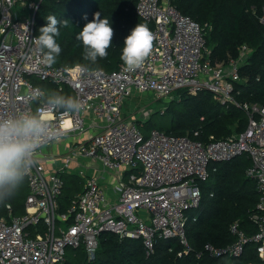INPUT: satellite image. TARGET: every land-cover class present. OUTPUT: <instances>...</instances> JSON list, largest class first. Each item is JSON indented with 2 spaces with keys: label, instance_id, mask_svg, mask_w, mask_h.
<instances>
[{
  "label": "built area",
  "instance_id": "1",
  "mask_svg": "<svg viewBox=\"0 0 264 264\" xmlns=\"http://www.w3.org/2000/svg\"><path fill=\"white\" fill-rule=\"evenodd\" d=\"M38 4L39 0H0V117L40 111L55 132L37 148L34 164L25 174V211L13 214L7 203L6 215L0 216V264H57L64 259L67 246L81 245L92 260L102 232L140 239L146 255L154 251L159 239L177 237L184 245L182 252L187 253L191 247L184 233L185 211L199 205L198 182L209 177L211 162L243 154L250 159L245 173L255 180L259 193L251 214L256 231L248 235L233 221L229 225L232 242L220 246L206 242L202 250L211 257H239L251 241L260 259L242 264H264V105L238 101L233 92L247 46H240L236 58L212 64L205 58L206 24L182 14L169 0H137L135 11L153 35L152 47L137 67L130 69L125 63L112 70L48 65L33 39ZM258 20L264 24V1ZM32 77L48 80L58 89L67 85L80 100V109H54L43 97L34 99L30 95L34 89L47 92ZM179 88L189 93L207 89L221 103L242 107L247 116L245 128L223 138L209 135L206 141L156 127L145 135L134 112L122 110L133 91L166 97ZM149 112L143 110L141 118ZM83 133L87 136L67 146L57 167H46L45 145L60 136ZM81 157L96 159L103 169L116 173L112 186L117 196L109 201L99 178L87 175L66 212L58 213L62 173ZM68 216L71 220L65 226L58 223ZM39 222L44 223V230L31 235L28 226Z\"/></svg>",
  "mask_w": 264,
  "mask_h": 264
},
{
  "label": "trees",
  "instance_id": "2",
  "mask_svg": "<svg viewBox=\"0 0 264 264\" xmlns=\"http://www.w3.org/2000/svg\"><path fill=\"white\" fill-rule=\"evenodd\" d=\"M263 1L169 0L182 14L201 25L206 24L205 58L212 64L226 63L230 58H236L240 46H247V57L238 68L239 79L233 82L234 96L238 101H254L262 105L264 24L259 22L258 15ZM136 2L137 0H40L35 13L34 31L38 34L39 27L47 22L48 14H54L58 21L67 20V24L58 23L60 35L57 41L61 52L54 64H82L112 70L124 64L120 55L124 37L136 23H141L142 19L135 11ZM96 12L109 20L113 35L112 42L106 49L108 54L93 62L85 59L84 45L76 38V33ZM34 82L47 93L56 91L73 96L67 85L58 89L48 80L38 79ZM179 89L181 90L176 98L162 107V113L168 118L167 125L162 129L156 127L157 129L177 135L187 134L190 138L206 141L209 135L223 138L245 128L247 116L242 107L221 103L207 89L195 93H189L185 88ZM149 111V114L156 112ZM149 119L150 117H138L136 123L144 128ZM194 131L197 133L194 134ZM249 164L250 159L244 154L215 162L209 177L198 182L201 193L199 205L185 211L187 220L184 233L191 247L187 253L182 252L184 245L177 237L159 239L154 251L146 255L140 239L119 238L112 232H102L98 236L92 260H88L82 245L75 248L67 246L64 259L57 264H242L245 261L259 260L256 244L251 241L246 243L239 257H211L202 250L206 242L215 246L232 242L233 235L229 231V225L233 221H237L248 235L256 231L251 214L256 211L259 193L255 180L245 173ZM62 177L65 184L58 196V213L66 212L73 197L70 195L68 176ZM27 192L28 186L24 176L15 193L0 201V216L6 215L7 203L10 204L13 214L23 213ZM70 220L71 217L68 216L64 223H69ZM28 229L30 234L34 235L36 231L44 230V223L30 225ZM179 251L182 252L180 255ZM198 251L202 253L196 256Z\"/></svg>",
  "mask_w": 264,
  "mask_h": 264
},
{
  "label": "clouds",
  "instance_id": "3",
  "mask_svg": "<svg viewBox=\"0 0 264 264\" xmlns=\"http://www.w3.org/2000/svg\"><path fill=\"white\" fill-rule=\"evenodd\" d=\"M47 22L39 27L33 37L43 63L52 64L61 52L57 41L60 35L58 21L54 14H48ZM113 28L109 20L99 12L93 14L76 33V38L84 45L85 59L95 62L108 53L112 42ZM153 35L144 23H136L123 39L121 59L130 69L137 67L148 55L152 47ZM30 95L34 99L44 98V102L54 109L64 111L79 110L80 100L72 95L52 91L45 93L34 89ZM55 132L50 129L47 116L40 111H23L0 117V201L11 197L21 184L25 174L34 164V156L41 143Z\"/></svg>",
  "mask_w": 264,
  "mask_h": 264
},
{
  "label": "crops",
  "instance_id": "4",
  "mask_svg": "<svg viewBox=\"0 0 264 264\" xmlns=\"http://www.w3.org/2000/svg\"><path fill=\"white\" fill-rule=\"evenodd\" d=\"M70 136H72L71 140H57L51 144V148L55 147L57 153L51 154L46 152L49 149L43 148L42 151L46 155L45 165L47 168L53 169V167H57L62 160V156L65 153L67 146L74 143L78 139L85 138L87 133H83L80 136L77 134ZM79 169L83 170L82 174L79 173ZM115 174L116 173L114 172L103 169L98 160L87 157L78 158L76 162L72 163L71 167L67 171L62 173V175L68 176V185L70 186V195L72 196H74V194L81 189L85 176L96 175L99 178L100 185L105 189V193L109 201L114 200L117 196L112 186L114 181H116Z\"/></svg>",
  "mask_w": 264,
  "mask_h": 264
},
{
  "label": "rangeland",
  "instance_id": "5",
  "mask_svg": "<svg viewBox=\"0 0 264 264\" xmlns=\"http://www.w3.org/2000/svg\"><path fill=\"white\" fill-rule=\"evenodd\" d=\"M18 9L22 10L24 14L28 13V10L26 7H21L20 4L16 5ZM33 81L38 80V78L32 77ZM181 89L174 90L171 94H169L166 97H157L155 93L151 91H145V92H139V91H133L129 97H127L124 100V103L122 105V110L125 113L134 112L135 117H141L142 111H148L149 110H155L156 112L149 114L147 118L150 117L148 121H146V126L144 128H141L144 133H148L149 128L151 126L158 127V128H164L168 123V118L162 113V107L170 102L171 99L176 98L177 94L180 92ZM129 112V113H130ZM72 136L70 135H64L60 136L58 140H71ZM53 143V142H52ZM49 143L44 146V149L47 148L46 152H49L51 154L57 153L56 148H51V144ZM241 156V155H238ZM218 162V161H216ZM213 163L211 162L209 164V170L212 171ZM115 183V181H114ZM113 183V184H114ZM112 184V185H113ZM187 211V210H186ZM58 223L62 226H65V223L63 220H58Z\"/></svg>",
  "mask_w": 264,
  "mask_h": 264
},
{
  "label": "water",
  "instance_id": "6",
  "mask_svg": "<svg viewBox=\"0 0 264 264\" xmlns=\"http://www.w3.org/2000/svg\"><path fill=\"white\" fill-rule=\"evenodd\" d=\"M39 2H40V0H39Z\"/></svg>",
  "mask_w": 264,
  "mask_h": 264
}]
</instances>
